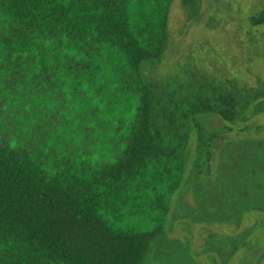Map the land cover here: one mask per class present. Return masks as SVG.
<instances>
[{
  "label": "trees",
  "instance_id": "trees-1",
  "mask_svg": "<svg viewBox=\"0 0 264 264\" xmlns=\"http://www.w3.org/2000/svg\"><path fill=\"white\" fill-rule=\"evenodd\" d=\"M173 1L0 0L3 109L31 113L20 96L50 90L55 69L113 94L97 110L84 100L70 108L71 122L47 147L20 143L16 126L0 128V264H145L201 155L202 141H191L198 119L237 124L264 112V85L154 79L169 49ZM253 21L264 23V8ZM43 105L34 117L18 115L28 138Z\"/></svg>",
  "mask_w": 264,
  "mask_h": 264
},
{
  "label": "rangeland",
  "instance_id": "rangeland-1",
  "mask_svg": "<svg viewBox=\"0 0 264 264\" xmlns=\"http://www.w3.org/2000/svg\"><path fill=\"white\" fill-rule=\"evenodd\" d=\"M263 8L264 0H174L168 53L154 79L164 83L188 75L246 87L264 85V23L253 21ZM195 10L199 12L192 16ZM49 78L55 88L20 96L31 102L32 112L46 104V117L31 120V138L19 130L23 125L18 115L35 114L22 105L10 110L0 106V128L8 125L14 133L18 127L20 143L47 147L45 139L63 135L71 122L70 108L93 101L91 109L97 110L101 100L113 96L107 86H89L81 74L66 69H55ZM197 125L191 141H202L201 155L190 162L164 233L152 242L145 264H264V112L237 124L205 116ZM59 139L53 141V151Z\"/></svg>",
  "mask_w": 264,
  "mask_h": 264
}]
</instances>
